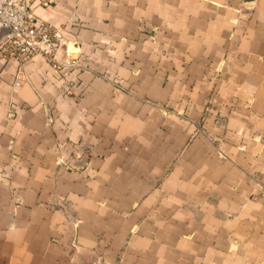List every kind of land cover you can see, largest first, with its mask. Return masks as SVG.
<instances>
[{
  "label": "crops",
  "instance_id": "obj_1",
  "mask_svg": "<svg viewBox=\"0 0 264 264\" xmlns=\"http://www.w3.org/2000/svg\"><path fill=\"white\" fill-rule=\"evenodd\" d=\"M33 11L77 66L0 47V264H264V0Z\"/></svg>",
  "mask_w": 264,
  "mask_h": 264
},
{
  "label": "built area",
  "instance_id": "obj_2",
  "mask_svg": "<svg viewBox=\"0 0 264 264\" xmlns=\"http://www.w3.org/2000/svg\"><path fill=\"white\" fill-rule=\"evenodd\" d=\"M57 0H0V24L8 28L0 47L17 57L21 64L35 55L45 58L61 76H66L77 65L73 50L60 51V30L41 21L33 8H49Z\"/></svg>",
  "mask_w": 264,
  "mask_h": 264
},
{
  "label": "water",
  "instance_id": "obj_3",
  "mask_svg": "<svg viewBox=\"0 0 264 264\" xmlns=\"http://www.w3.org/2000/svg\"><path fill=\"white\" fill-rule=\"evenodd\" d=\"M0 28L3 30V32L0 34V41H1V39L7 34L8 28L5 26H2L1 24H0Z\"/></svg>",
  "mask_w": 264,
  "mask_h": 264
},
{
  "label": "rangeland",
  "instance_id": "obj_4",
  "mask_svg": "<svg viewBox=\"0 0 264 264\" xmlns=\"http://www.w3.org/2000/svg\"><path fill=\"white\" fill-rule=\"evenodd\" d=\"M261 187H262L261 189L264 190V184H262Z\"/></svg>",
  "mask_w": 264,
  "mask_h": 264
}]
</instances>
